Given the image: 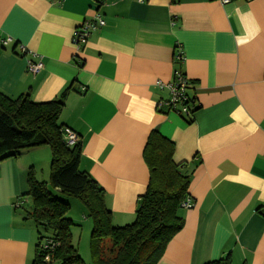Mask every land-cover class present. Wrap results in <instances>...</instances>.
<instances>
[{"label": "crops", "instance_id": "obj_1", "mask_svg": "<svg viewBox=\"0 0 264 264\" xmlns=\"http://www.w3.org/2000/svg\"><path fill=\"white\" fill-rule=\"evenodd\" d=\"M98 2L0 0V41L11 40L0 45V92L46 103L67 90L58 122L78 136L79 168L103 190L114 226L135 219L149 179L142 152L150 131L173 142L192 207L180 210L183 227L156 264L226 256L230 264H264V0ZM98 14L104 26L77 50L75 29ZM21 48L40 58L38 73L26 72L36 59ZM176 72L193 83L188 122L156 109L169 98L158 82ZM50 158L39 147L0 161V264L34 258L37 235L15 203L27 193L29 169L48 184ZM70 201L72 245L87 256L75 227L90 232V220Z\"/></svg>", "mask_w": 264, "mask_h": 264}, {"label": "trees", "instance_id": "obj_2", "mask_svg": "<svg viewBox=\"0 0 264 264\" xmlns=\"http://www.w3.org/2000/svg\"><path fill=\"white\" fill-rule=\"evenodd\" d=\"M19 52L25 54L21 49ZM179 64L180 60L176 61ZM188 83L191 88L193 83ZM66 93L67 90L56 100L34 103L27 95L11 99L0 92V161L28 149L50 150L48 184L38 182L29 169L27 193L19 198L30 200L31 210L24 212V218L36 227L37 242L31 264H87L72 245V222L66 216L69 202L57 198L49 187L82 203L92 223L89 234L92 262L88 264H156L166 245L182 229L184 223L179 212L181 204L189 199V175L182 172L183 164L172 159L173 142L156 130L150 131L142 152L149 179L139 197L135 219L128 225L114 226L103 190L79 168L81 142L78 139L70 147L65 144L64 126L58 121ZM190 102L192 114L196 108L192 97ZM20 207L24 209V204ZM44 239L51 240L54 247L41 250ZM205 264H230V259L226 256Z\"/></svg>", "mask_w": 264, "mask_h": 264}, {"label": "built area", "instance_id": "obj_3", "mask_svg": "<svg viewBox=\"0 0 264 264\" xmlns=\"http://www.w3.org/2000/svg\"><path fill=\"white\" fill-rule=\"evenodd\" d=\"M140 2H144L145 0H139ZM222 5L228 4L233 0H217ZM97 3V1H96ZM105 22L101 15H95L92 20L84 21L80 26L75 29L72 37V43L77 48V50H81V48L86 44L87 39L91 32L102 28ZM10 38L0 41V45L5 46L10 43ZM25 54L30 55L32 59H36V61H32L31 59L27 61L26 64V72L31 74L38 73L42 68L43 64L35 54H30L26 52L23 48H21ZM176 58L178 60L182 59V54L180 50L177 52ZM188 80L185 75L176 72L173 76V79L168 83L158 82L159 88H165L169 93V98L167 100H161L157 102L156 109L161 110L165 109L171 112H176L177 114L184 116L186 119L190 118L192 112V103L190 102V96L188 94ZM82 91L84 89L82 88ZM62 134L65 141L66 146L70 147L74 143L78 141V136L74 131L67 127L62 128ZM25 203L24 199H19L15 203V207L18 208ZM192 207V203L190 199H186L182 204V209H189ZM54 247V244L51 240L44 239L40 243L41 250H50ZM47 260V257L45 258Z\"/></svg>", "mask_w": 264, "mask_h": 264}, {"label": "rangeland", "instance_id": "obj_4", "mask_svg": "<svg viewBox=\"0 0 264 264\" xmlns=\"http://www.w3.org/2000/svg\"><path fill=\"white\" fill-rule=\"evenodd\" d=\"M49 190L50 191H52V193L54 194L55 193V195L57 196V198H59L60 200H62V201H68V200H71V201H74V202H77V203H79V204H81L82 205V203L78 200V199H76V198H72V197H69V196H66V195H62L61 193H57V192H54L53 191V189L52 188H50L49 187ZM26 200H27V202L25 201V203H24V209H23V211L25 212V211H30L31 210V203H30V200L29 199H27L26 198ZM70 201V202H71ZM72 209H73V211H72V213H73V216H75V215H77V212H76V209H75V206L73 207L72 206ZM67 216V215H66ZM68 218V217H67ZM74 219V218H73ZM71 220V219H70ZM72 222V221H71ZM31 224H32V226H33V229H34V231H35V233H36V227H35V224L31 221ZM90 224H91V227H92V223H91V221H90ZM75 226V224L74 223H72V225H71V227H70V233H71V238H72V227H74ZM81 228V231H84L83 232V235L82 236H79V229ZM75 229L77 230V236H75V241H76V243H79V251H85V253H87V256H82L81 255V253L79 252V254H80V256L82 257V260L85 262V263H91L92 262V259H91V257L89 256V244H88V240H89V234H90V232H89V226L88 225H82V227L81 226H76L75 227ZM90 231H91V228H90ZM105 243H106V245L108 244V241L107 240H105Z\"/></svg>", "mask_w": 264, "mask_h": 264}]
</instances>
